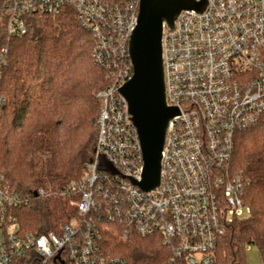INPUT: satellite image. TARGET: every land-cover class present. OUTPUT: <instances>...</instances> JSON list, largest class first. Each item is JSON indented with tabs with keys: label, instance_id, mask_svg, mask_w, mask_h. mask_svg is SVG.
I'll list each match as a JSON object with an SVG mask.
<instances>
[{
	"label": "built area",
	"instance_id": "2783aa9c",
	"mask_svg": "<svg viewBox=\"0 0 264 264\" xmlns=\"http://www.w3.org/2000/svg\"><path fill=\"white\" fill-rule=\"evenodd\" d=\"M139 6L140 0L122 6L1 1L10 37L26 35L34 14L72 11L92 32L95 61L108 70L110 84L96 93L102 105L94 156L84 177L68 186L78 196L80 221L47 234L26 232L18 212L30 200L0 175V264H109L100 231L88 219L98 209L127 226L124 236L161 237L169 250L166 264H214L229 226L251 217L243 199L247 183L231 174V165L240 136L264 118V0H207L203 13L183 11L173 30L165 28L167 99L180 114L168 126L160 188L150 193L100 170L103 162L141 180L140 142L119 92L133 76L128 50Z\"/></svg>",
	"mask_w": 264,
	"mask_h": 264
},
{
	"label": "trees",
	"instance_id": "16d2710c",
	"mask_svg": "<svg viewBox=\"0 0 264 264\" xmlns=\"http://www.w3.org/2000/svg\"><path fill=\"white\" fill-rule=\"evenodd\" d=\"M94 46L92 32L72 11L32 15L21 37H10L0 18V175L30 200L18 212L26 232L47 234L59 229L60 218L81 220L78 196L68 186L84 177L94 156L102 105L96 93L110 84L108 70L95 61ZM231 174L246 181L243 199L252 215L229 226L214 264H248L249 246L257 247L264 264V118L240 136ZM40 191L44 196H35ZM88 219L100 231L109 264L167 263L161 237L134 231L124 236L127 226L105 209Z\"/></svg>",
	"mask_w": 264,
	"mask_h": 264
},
{
	"label": "water",
	"instance_id": "95a60500",
	"mask_svg": "<svg viewBox=\"0 0 264 264\" xmlns=\"http://www.w3.org/2000/svg\"><path fill=\"white\" fill-rule=\"evenodd\" d=\"M207 0H140L138 23L129 42L132 78L119 90L128 104L131 122L140 142L143 168L141 180L122 175L101 163L100 170L128 179L145 193L161 185L162 151L170 121L179 116L168 104L163 60L165 28L173 30L183 11L203 13ZM37 196V194H35Z\"/></svg>",
	"mask_w": 264,
	"mask_h": 264
},
{
	"label": "rangeland",
	"instance_id": "374dc122",
	"mask_svg": "<svg viewBox=\"0 0 264 264\" xmlns=\"http://www.w3.org/2000/svg\"><path fill=\"white\" fill-rule=\"evenodd\" d=\"M52 208L55 211L57 210V204L54 201L52 202ZM59 220H60L59 229H61L62 225H64V224L69 223V224L73 225L75 223V221H76V220H73L72 222H68V221L63 220L61 218ZM246 250H247V263L248 264H263L261 255H260L257 247L249 246V247H247Z\"/></svg>",
	"mask_w": 264,
	"mask_h": 264
}]
</instances>
